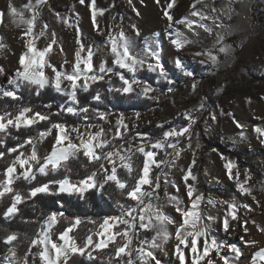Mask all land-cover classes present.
<instances>
[{
  "label": "snow or ice",
  "instance_id": "1",
  "mask_svg": "<svg viewBox=\"0 0 264 264\" xmlns=\"http://www.w3.org/2000/svg\"><path fill=\"white\" fill-rule=\"evenodd\" d=\"M78 2L91 8L93 27L98 34L104 35L105 30L97 23V16H102L105 9L97 8L96 0H90L88 4L86 0ZM131 2L129 0V4ZM155 2L160 4V0ZM203 2L204 0H194L190 14L179 19L174 18L171 12L176 0H169L166 7L161 6V9L163 18L167 21L169 42L177 54L188 45L198 42L190 39L179 26L197 37L200 35L198 30L209 36L215 34L211 48L193 53L194 57H206L198 62L215 70L222 63L221 56L227 58L233 51L232 46L227 43L231 25L226 24L222 16L230 20L235 9L229 0L226 8L218 12L212 6L209 14L196 7ZM47 4L48 0H35L34 3L29 0L22 9H18L9 0L6 10H0V23L7 16L15 26L23 27L20 34L23 51L18 57L17 67L9 73L0 65V77H6V83L0 84V100L13 102L0 106V160L12 157L0 171V204L4 203L5 198L10 201L0 217L5 221L14 219L20 213L19 205L41 195L64 194L85 199L88 193L103 196L106 186L114 187L128 203L117 201L119 215H105L99 219L68 215L63 210L51 211L42 221H36L39 223V230L28 241L29 246L23 256L18 253L19 233L11 232L2 238V242L8 246V254L0 260V264H77V257L87 258L95 264L102 255L107 256V264H163L157 253L169 255L165 245L170 240H174L170 255L174 257L175 264H240V258L249 248L255 249L251 255V264H264V246L249 236L250 229L247 225L250 221L241 220L239 216L240 208L251 212L252 207L235 200L216 201L212 197H205L196 187L193 135L197 136L196 149L200 148V144L199 133L193 131L197 122L193 112L204 110L203 102L197 108L187 109L180 114L187 122L184 126H176L167 120L158 122L155 127L161 132L157 136L138 130L141 113L136 112L135 121L129 122L125 114L120 112L113 123L110 119L113 113L108 109L102 111L98 106L104 103V97L94 86L102 82L109 85L108 92L118 94L123 99L142 97L159 101L160 96L165 93L159 92V89L140 77L139 73H155L168 85L176 83L164 64L163 48L146 40L145 54H137L133 52L132 41L123 28L118 31L109 29L101 45L86 43L78 20L69 23L68 18L61 17L56 12L58 20L75 28V48L73 58L69 60L55 30L49 33V25L40 24V9ZM207 7L205 4V8ZM133 11H136L134 6ZM26 12L30 15L26 16ZM136 14L139 15V12ZM130 27L137 36L140 35L135 24ZM41 38L46 39L47 43L38 47L37 43ZM3 41L4 38L0 36V50L7 48ZM54 54L62 57L61 62H53ZM173 63L182 76L192 79L191 89L195 92L198 86L195 72L183 63V58L179 55L173 58ZM113 76L118 78L119 87L112 85ZM48 87L66 96L69 103L61 105L54 113L35 110L31 105L22 103V89L39 95L41 90ZM79 92L90 93L96 106L91 103L81 105ZM157 92L159 95H156ZM173 92V87L167 88V93ZM45 107L50 108L51 105ZM63 114L82 116L85 123L70 125L52 119L53 116ZM228 115L232 116L231 113ZM93 118L95 123L92 122ZM210 118L215 121L217 116L213 112L210 113ZM232 119L238 129L244 128L234 116ZM42 122H46V125L37 129L35 136L28 135L20 140V137L13 134V130H31ZM105 124L110 127L105 128ZM255 131L260 144L264 146V129L257 127ZM49 137L53 141L50 150L41 157L38 145H42ZM241 137L243 138V132ZM9 138L20 142L15 146H8ZM182 140L187 141L185 146H182ZM186 149L192 150L193 154L187 169H181L187 202L179 196L180 186L175 180L169 179L170 171L177 167ZM212 151L217 152L216 149ZM218 155L225 161L223 167L226 174L229 180H235L239 192L250 196L257 206L264 207V203L254 195L250 172L246 171L245 178L241 180L238 164L223 153ZM137 157L142 158V166L135 165ZM74 164L84 169L83 176L79 175L77 169L74 178ZM38 176L52 178L38 181ZM18 181L27 183L29 187L26 190L19 189L16 186ZM168 185L175 189L176 194L167 191ZM161 191L165 203L160 202ZM261 191H264V187ZM57 204L63 209L62 200H58ZM217 204L226 205L222 220L205 210L206 206L214 208ZM169 206L179 219L165 211ZM233 221L244 233L239 236L240 245L226 243L217 235L219 232L227 235L234 231ZM251 223L256 224L255 220H251ZM81 225H90L83 235L79 231ZM170 226L174 227V231H170ZM256 227L264 234V227ZM142 232H152L153 235L151 238L145 236L144 239H139ZM245 236L249 238L245 239ZM134 241H138V245H134Z\"/></svg>",
  "mask_w": 264,
  "mask_h": 264
},
{
  "label": "rangeland",
  "instance_id": "2",
  "mask_svg": "<svg viewBox=\"0 0 264 264\" xmlns=\"http://www.w3.org/2000/svg\"><path fill=\"white\" fill-rule=\"evenodd\" d=\"M29 0H11L18 9H22ZM35 0H33V3ZM169 0H160L158 5L155 0H96V6L99 9H105L102 16H97V23L105 30V34H98L93 27L91 21V8L79 4L78 0H48V4L40 9V24L47 23L49 25V33L55 30L59 42L64 46L67 58L72 60L75 48V28L69 27L67 24L58 20L55 13L58 12L61 17L68 18L69 23L77 22L81 28L85 42L101 45L106 39L109 29L118 31L123 28L133 45V52L144 55L146 40L148 43L158 44L163 48V61L169 72V76L176 81L174 85H168L167 82L155 73L141 71L139 76L147 80L153 87L159 89V92L165 93L160 96L159 101L148 100L145 98L133 97L132 99H123L119 95L115 97V93H110V104H104L99 108L103 111L110 110L113 115L110 117L114 123L116 115L120 112L125 114L129 122L135 121V113H141L139 120V131L148 133L155 129V125L161 121H172L176 126H184L187 122L180 115L187 109H194L201 102L205 104V109L194 111L193 116L196 118L194 125V133H199L198 141L200 148L196 149L197 136L193 135L192 150H195L196 166L193 169L197 175L196 187L205 197H212L216 201L235 200L239 204H248L252 207L249 212L244 208L239 209L241 220H249L247 227L250 229L249 236L260 241L264 246V234L257 230L256 225L264 227V207L257 206L250 196L242 195L236 187L235 180H229L223 165L225 161L220 159L218 153L230 158L238 164L241 173L240 179L243 180L244 173L250 172L252 176L251 185L254 189V195L257 200L264 203V146H262L257 138L255 131L257 127L264 129V21L258 22L264 18V0H231L232 7L235 11L232 13L230 20L224 19L226 24H230V34L227 43L232 46V54L227 58L221 56L222 63L215 70H210L207 66L201 65L198 61L206 59V57H194L193 53L203 49L211 48L215 40V34L209 36L202 30L199 37L192 35L183 26H179L190 39L197 40V43L188 45L179 54H177L171 46L167 36V21L163 18L161 6L166 7ZM9 0H0V10H6ZM90 0H86V4ZM194 0H176L174 8L171 10L174 18L179 19L188 16L193 10L191 5ZM229 0H204L203 3L197 4L198 9L211 14V7L215 6L218 12L222 8L228 6ZM260 3L259 19L257 22L252 18L253 4ZM205 4L208 5L205 8ZM133 6L136 11H133ZM139 12V15L136 12ZM30 13L26 12V16ZM115 17V19H113ZM121 17L123 20L121 21ZM193 19H196L193 17ZM135 24L139 29L140 35L137 36L131 29L130 25ZM119 26V27H117ZM23 27L15 26L10 17H5L3 23H0V36L4 38L7 48L0 50V65L10 73L17 67L18 57L23 51V41L20 34ZM219 31V30H217ZM47 40L41 38L37 46L43 47ZM179 55L183 58V63L195 72V80L198 84L195 92L191 89L192 79L182 76V74L174 67L173 58ZM97 58H94L96 60ZM110 60L111 57H108ZM55 63H59L62 57L58 54L52 56ZM6 83V77H0V84ZM119 80L112 77V85L119 87ZM222 87L221 91H218ZM173 87L174 92L167 93V88ZM51 88V87H49ZM53 89V88H51ZM44 90V89H43ZM41 90V92L43 91ZM54 90V89H53ZM54 92H56L54 90ZM159 92L156 95H159ZM21 93V92H20ZM57 93V92H56ZM60 94V93H59ZM62 95V94H60ZM64 96V95H62ZM249 98L251 102L249 103ZM174 101V103H173ZM69 103L68 98L64 96L62 105ZM103 105V104H101ZM215 113L217 119L211 120L210 113ZM231 113L241 124L243 129H238L233 123ZM70 115V114H66ZM72 116V115H71ZM91 117V113H89ZM77 124H83V117L73 116ZM258 117L260 119H258ZM94 119V118H93ZM92 119V122L94 120ZM148 121L152 123L149 124ZM105 128L110 125L105 124ZM243 132V138L241 137ZM52 137H49L42 145H38L39 155L43 157L47 150H50ZM182 146L187 141L182 140ZM215 143H222L226 147L237 150L243 154L246 162H239L237 157L228 153L220 152ZM216 149L217 152L212 150ZM192 150H185L182 154L176 168L170 171L169 179H173L180 186L179 196L186 200V192L182 181L183 172L181 169H187L193 158ZM171 151V150H169ZM254 165V168L252 167ZM258 169V170H257ZM158 171V170H157ZM167 171V169H166ZM259 172L263 174L262 179L256 180ZM147 188V186H145ZM167 191L176 194L175 189L170 185ZM100 195V194H98ZM161 203H165L163 199V191L160 193ZM71 197V196H69ZM134 204V202H132ZM205 207V205H202ZM112 215H119L120 209ZM205 210L217 216L222 220L226 205L217 204L216 207L210 205ZM166 212L172 213L174 217L179 219L178 215L169 206L165 208ZM251 220H255L256 224H252ZM235 230L230 234L219 232L217 235L226 243H235L240 245L239 236L244 235L242 228L236 226V222H232ZM170 231H174V227L170 226ZM150 233V237L153 235ZM143 232L139 239H144ZM249 236H245L248 239ZM174 240H170L165 248L169 255L165 256L158 252L163 264H175L171 251L173 250ZM134 245H138V241H134ZM242 246V245H241ZM255 249H246L244 255L240 258V264H251V255ZM231 255V253H229ZM87 259V258H86Z\"/></svg>",
  "mask_w": 264,
  "mask_h": 264
},
{
  "label": "trees",
  "instance_id": "3",
  "mask_svg": "<svg viewBox=\"0 0 264 264\" xmlns=\"http://www.w3.org/2000/svg\"><path fill=\"white\" fill-rule=\"evenodd\" d=\"M261 7L260 3L253 4L252 7V18L254 22H257L259 19V13L261 10L259 9ZM264 21V18L260 19L258 22ZM95 88H98L104 97V104L108 103L110 104V92L107 91V88L109 87L106 83H101L94 86ZM23 96V101L25 105H31L35 110H39L42 112H56L59 107L62 105V102L64 101V96L60 95L59 93L54 92L51 88H45L42 92H40L39 95H36L34 91H30L27 89H22L21 93ZM118 94H115V97H117ZM78 98L81 102V105H86L91 103L93 106H96V103L91 100V94L90 93H84L79 92ZM12 104L11 101H4L0 100V106H3L5 103ZM46 105H51L50 108L45 107ZM52 119L59 120L66 122L70 125H75L77 122L75 121L74 117L71 115L63 114L61 116H53ZM94 122L95 119H93ZM46 125V122H42L39 125H36L34 129L31 130H25L21 129L19 132H15L13 130V134L20 137V140H23L28 135L35 136L37 129H42ZM161 132L160 129H152L149 131L150 135L157 136ZM18 140H13L9 138L7 140L8 146H15V144L19 143ZM215 146L220 152H228L234 156L237 157L239 162H246V159H244L243 154L237 150H232L228 147H226L222 143H215ZM12 157H7L4 160H0V171L4 169L8 161H10ZM135 165L142 166V158L137 157L135 158ZM254 168V165L252 166ZM79 170V175H84V169L80 168L79 165L74 164L73 165V172H74V178L76 170ZM89 170H92L91 168ZM258 170V169H257ZM123 174V173H122ZM263 177V174L259 172L258 177L256 180H261ZM52 177H43L38 176V181H47L48 179H51ZM35 183V182H34ZM21 190H26L29 185L23 181H18L16 185ZM58 200H62L64 203L63 209L59 207L57 204ZM117 201L121 203H128L125 197L120 196L119 192L115 190L114 187H107L103 194V196L98 195V193H88L86 194L85 199H79L76 196H67V195H60V196H38L32 201H28L25 204L19 205L20 213L17 215L14 219L5 221L2 217H0V260H2L5 256L8 254V246L5 245L2 242V238L8 235L11 232H17L20 234V239L17 242L18 243V253L19 255L23 256L24 252L27 250L29 244L28 241L35 236L37 231L39 230V223L36 221H42L43 217L46 216L51 211H59L63 210L68 215H78L81 217H93L96 219L102 218L105 215H112L114 213H117L118 209L116 206H118ZM10 203V201L5 198L4 203L0 204V213H2L5 210V207L7 204ZM33 221L30 223H25L24 221ZM86 227H90V225H81L80 226V234L83 235L86 231ZM147 235V237H150V233H144ZM27 237V238H26ZM35 251V249H33ZM77 264H93V262L89 261L88 259L84 257H77L76 258ZM95 264H107V256L102 255L100 258H98L95 261Z\"/></svg>",
  "mask_w": 264,
  "mask_h": 264
}]
</instances>
